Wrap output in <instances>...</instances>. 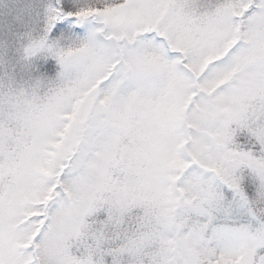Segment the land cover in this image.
<instances>
[{
    "label": "snow or ice",
    "instance_id": "snow-or-ice-1",
    "mask_svg": "<svg viewBox=\"0 0 264 264\" xmlns=\"http://www.w3.org/2000/svg\"><path fill=\"white\" fill-rule=\"evenodd\" d=\"M0 264H264V0H0Z\"/></svg>",
    "mask_w": 264,
    "mask_h": 264
}]
</instances>
